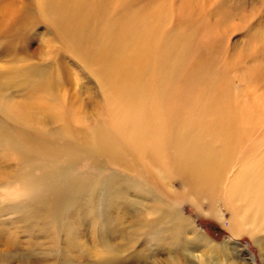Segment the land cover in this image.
<instances>
[{
  "label": "rangeland",
  "instance_id": "1",
  "mask_svg": "<svg viewBox=\"0 0 264 264\" xmlns=\"http://www.w3.org/2000/svg\"><path fill=\"white\" fill-rule=\"evenodd\" d=\"M21 1L24 4V15L14 20L13 44L0 35V125H4L7 134L12 137H5L7 143H0V264H23L19 262L21 257L35 255L32 252L41 254L50 250L54 253L60 251L61 262L67 261L68 264H71L74 256L78 257L77 261L80 259L79 264L94 261L101 264V258L110 255L125 259L131 254L128 245L133 240L152 239L153 230L166 227L165 222L158 218L160 210H164V205L170 203L179 208L186 224V229L178 233V241L164 238L157 244L151 240L154 246L163 247L158 250L156 258L131 263L126 260L123 264H170L171 259L177 260L179 264H264V224L261 231H245L238 235H233L227 226L229 222L237 223L241 220L236 214L245 211L248 205L241 198L253 186L264 185V176L258 171L264 172V158H261L264 155V0H159L165 1L169 9L165 27L169 32L195 28L191 32L194 55L198 56L197 60L205 59L214 77L222 73L215 79L219 88L223 74L228 83L231 82L229 94L235 98L231 100L230 107L246 122H239L234 133L229 128L234 119L228 117L226 123L220 119L216 121L218 124H214V130L223 127L226 132L221 134L200 123L186 125L187 112L172 106L167 110L173 131L169 132L167 124H163L166 146L164 142L165 153L158 156L160 167L157 159L133 155L131 150L138 145L137 142L129 151L121 143L118 161L105 156L91 160L80 155L73 165L78 172L93 174L101 182L112 176L119 179L121 199L115 200L114 209L129 210V215L122 219V225L126 228L117 237L106 232L116 246H121L119 254L115 249L102 245V221L96 220L93 212L76 209V212L68 216V222L72 225L71 231L68 227L66 232L63 215L58 219L49 215V218L24 215L25 209L37 206L27 204L26 198L21 195L25 189L26 179L23 175L28 162L26 156L21 160L15 158L12 147L15 148L16 143H29L31 136L33 141L46 142L48 146L57 145L56 141L62 142L63 137H58L60 134H55L53 129L50 132L42 126H35L41 124L47 127V123H43V117L47 115L46 106H57V99L68 106V120L60 122L59 127L65 125V133L71 137L75 131H80L78 127L89 129L88 126L99 124V109L106 107L108 114L111 113L103 84L92 69L65 53L57 30L38 19L35 0ZM56 74L60 76L61 89L43 88L28 93L27 84L31 80L42 75L55 78ZM242 77H246V82L242 81ZM25 103L30 105H26L28 116L33 118L30 124L16 121L2 111L5 105H10L14 111L19 108L18 105ZM193 116L201 119L204 117L212 124L219 117L212 113L203 115L200 111H195ZM75 118L81 122L76 123ZM170 141L171 146L174 144L176 147L187 143L190 152L194 141L212 143L217 149V153L212 156L214 160H211L215 164L212 174L217 177L218 185L202 189L199 197H194L191 185L182 183L181 177L174 171L172 161L168 159V153L172 151L169 148ZM122 147L124 152L121 151ZM60 164L69 165L68 159L62 157ZM242 178L248 190L242 193L233 191V196L228 191L231 182ZM145 179H152L159 184L164 204L156 201V193L145 183ZM248 209L246 211L252 210L250 207ZM250 215H254L253 210ZM50 218L56 224H52ZM170 232V229L166 230V236ZM259 240L261 245L257 243ZM212 243L224 247L214 251L211 249ZM156 246L152 249H156ZM194 255L200 256V259ZM40 260L45 262V259Z\"/></svg>",
  "mask_w": 264,
  "mask_h": 264
},
{
  "label": "bare ground",
  "instance_id": "2",
  "mask_svg": "<svg viewBox=\"0 0 264 264\" xmlns=\"http://www.w3.org/2000/svg\"><path fill=\"white\" fill-rule=\"evenodd\" d=\"M35 5L39 11L38 19H42L57 30L65 53L84 63L100 79L108 98V110L111 114H108L106 107L99 109L97 112L99 124L86 125L89 129L78 127L80 131H75L71 137L65 133V125L59 127L60 122L65 123L68 120L69 115H66L69 112L68 106L61 99L56 100L57 106H51L52 104L46 106L47 115L43 117V123H47V127L41 124L35 126H42L50 132L53 129L55 134H60L57 135L58 137H63L62 142L56 141L57 145L48 146L46 142L33 141L31 136L29 143L25 145L16 143L15 148L12 147L15 158L21 160L26 156L28 162L23 175L26 179L25 189L21 195L26 198L27 204L37 206L33 209H25L24 215L45 218L49 215L54 219L63 215L66 232L69 229L71 231L72 225L68 222V216L76 212V209L93 212V217L102 221L101 237L104 241L102 245L111 250L115 249L118 253L121 246L119 244L116 246L110 237L108 238V234L116 237L118 234L121 235L126 228L122 225V219L129 215V210L122 208L115 211L114 209L115 200L121 199L119 195L122 190L119 188V179L112 176L101 182L93 174L78 172L73 165L80 155H85L91 160H96L98 156H105L118 161L120 159L119 145L124 143L129 151L137 142L138 145L131 150L133 155L157 159L159 164L158 156L165 153L166 146L165 138H163L165 135L163 124H167L169 132L173 131L167 110L172 106H177L178 109L183 108L187 112L186 125L200 123V125H207L209 130L219 131L221 134L226 131L223 127H217L214 130V124H218L216 121L221 119L226 123L228 117L233 118L234 122L229 128L234 132L238 128V123L244 124L246 119L240 117L239 113L230 107L231 100L235 98L230 97L229 94L231 82L228 83L223 74L219 88L215 84V79L222 73L214 77L209 72L210 65H206L205 59L197 60L198 56L194 55L191 32L195 28L188 31L180 29L175 32H169L168 28H165L169 15L165 1L35 0ZM23 7L21 0L19 3L17 0H0V35H3L1 37L6 38L11 44L14 38L13 23L15 18L24 15ZM59 79V74H56L55 78L52 75H42L33 79L27 84L28 93H35L43 88L54 90L60 86ZM245 79L246 77H242V81L246 82ZM224 99L226 101L221 102ZM26 105L30 106L25 103L18 105L17 109L13 108L15 114L10 105L3 106L2 111L16 121H25L30 124L33 118L28 116L29 109ZM195 111H200L203 115L212 113L219 117L213 120L212 124L208 123V119L204 117L201 119L193 116ZM75 121L81 122L78 118L77 120L75 118ZM244 131L247 132L245 129ZM5 137L12 138L7 134L4 125H0L1 144L7 143ZM226 138L229 137L226 136ZM203 142L205 143L202 144ZM171 143L172 141L169 142V148L171 147L172 151L168 153V159L172 161L174 171L181 177L182 183L191 185L190 189L194 197L196 195L197 198L199 197L200 190L218 185L217 177L215 178L212 174L215 164L211 160H214L212 156L217 153L212 143L194 141L191 145L194 153L191 155L192 152L189 151L187 143L180 147L174 144L171 146ZM123 149L124 147L121 148L122 152H124ZM62 157L68 159L69 165L60 164ZM261 158H264V155ZM258 171L261 176H264V172ZM145 181L155 191L156 201L164 204L165 200L160 195L163 191L159 184L152 179H145ZM243 181L245 180L242 178L237 182H231V189L228 191L233 196H235L233 191H239V193L247 191L248 188L242 183ZM241 199L248 205L245 211L236 214L241 220L227 224L229 230L233 235L245 231L250 233L261 231L264 224L261 221L264 220V185L253 186ZM92 206H96L95 209H91ZM248 206L253 210V216L250 215L252 210L246 211L249 210ZM160 211L158 219L165 222L166 227L153 230L152 239L133 240L128 245L131 254L125 259L118 255H110L101 258V264H123L126 260L130 263L146 261L148 258H156L158 250L163 248L155 245L157 248L153 250L155 246L151 240L157 244L164 238L174 240L173 242L178 241V233L181 234L186 229L179 208L170 203V205H164V210ZM50 222L56 224L51 218ZM168 229L171 232L166 236ZM205 239L210 241L206 237ZM257 243L262 244L260 240ZM223 247L217 243L211 244V249L214 251H220ZM152 251V254H148ZM32 254L35 255L21 257L22 260L19 262L68 264L67 261L61 262L60 251L54 253L50 250L41 254L33 252ZM83 254L85 253L81 255ZM194 256L200 259V256ZM40 258L45 259V262H42ZM71 259V264L80 263V259L77 261L76 256H74L75 260ZM90 264H98V261ZM170 264L179 263L171 259Z\"/></svg>",
  "mask_w": 264,
  "mask_h": 264
}]
</instances>
